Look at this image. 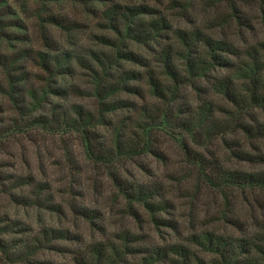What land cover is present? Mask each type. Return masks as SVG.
<instances>
[{
    "label": "rangeland",
    "instance_id": "374dc122",
    "mask_svg": "<svg viewBox=\"0 0 264 264\" xmlns=\"http://www.w3.org/2000/svg\"><path fill=\"white\" fill-rule=\"evenodd\" d=\"M114 7L163 26L125 38ZM203 38L233 66L190 79ZM261 43L264 0H0V240L17 255L0 264H174L171 246L212 264L194 236L261 244L264 191L220 180L264 170L235 156L264 155V130L241 128L264 126V106L238 112L212 89L228 77L246 97L237 68L264 61ZM162 54L185 78L169 102L149 85H172Z\"/></svg>",
    "mask_w": 264,
    "mask_h": 264
},
{
    "label": "trees",
    "instance_id": "16d2710c",
    "mask_svg": "<svg viewBox=\"0 0 264 264\" xmlns=\"http://www.w3.org/2000/svg\"><path fill=\"white\" fill-rule=\"evenodd\" d=\"M145 9H129L124 7H117L109 9L107 12V18L109 21L119 25L121 27V33L125 38H131L133 40H142V38L147 37L151 32H156L162 28V24L159 26L157 21L148 22L146 24L137 25L131 27L135 18L139 15L145 14ZM161 23V22H160ZM116 32H120L117 27L114 28ZM143 36V37H142ZM180 39L184 42L186 46L189 45L187 42L185 34L180 33ZM202 48L196 56L190 57L189 55L184 56V70L188 77H205L209 70L214 69V67L220 68H231L233 65L223 57V54H231L232 49L229 45L222 41H213L207 38L200 40ZM259 48L264 52V43L259 45ZM252 59V63H245L242 67L237 68V74L240 78L248 82V87L246 89V97L240 94H236L233 91L232 83L233 81L228 77H223L221 79H215L212 83V89L215 93L220 94L223 98L233 104L237 111L262 108L264 106V96L259 95L258 92L264 87V61L257 62L254 55L250 52L246 53ZM160 62L164 70V74L167 75L172 81V85L163 88L158 83L150 81L149 85L151 87V92L154 96H157L165 100V94L163 91L169 94L170 99L175 96L177 91V85H181L185 82V78L180 79V76L174 66L172 65V58L168 54H162ZM126 60L132 61L133 57L131 55H123ZM181 82V83H180ZM261 87V88H260ZM260 88V89H259ZM170 104V103H168ZM200 114H197L196 123L199 125L202 122L209 120V108L200 107ZM182 127H186V123L181 122ZM260 129H253L249 126L241 125L242 130L245 133L256 134L262 133L259 130H264V126H259ZM264 133V132H263ZM241 161L249 162L256 160V162L264 163V155H249L246 152H239L235 155ZM264 165V164H263ZM210 182L212 180L209 179ZM220 182L222 186L235 187L239 189L244 188H254L264 191V170L247 173V172H228L222 176ZM219 183V182H218ZM264 225V221L261 223ZM263 234L260 236L261 244L256 243L257 239H238L230 240L222 236H213L211 234L205 233L199 237L194 236L193 242L198 244L204 251L213 254L216 259L212 264H264V226H262ZM263 235V236H262ZM169 252L176 255L180 261L177 259L174 264H202L196 261L195 263L190 262L189 251L182 246H171ZM253 255L250 256V253ZM155 255H160V252H155ZM165 256V253H162ZM0 256L2 262H15V253L11 252L9 248L0 240ZM110 260V259H108ZM106 260V262L108 261ZM113 261V260H112Z\"/></svg>",
    "mask_w": 264,
    "mask_h": 264
}]
</instances>
